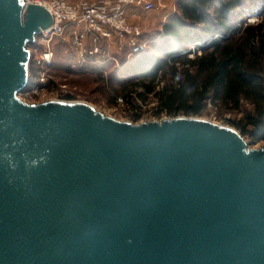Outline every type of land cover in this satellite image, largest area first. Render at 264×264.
Listing matches in <instances>:
<instances>
[{"label": "water", "instance_id": "95a60500", "mask_svg": "<svg viewBox=\"0 0 264 264\" xmlns=\"http://www.w3.org/2000/svg\"><path fill=\"white\" fill-rule=\"evenodd\" d=\"M53 24L0 0V264H264V146L197 116L24 100Z\"/></svg>", "mask_w": 264, "mask_h": 264}, {"label": "trees", "instance_id": "16d2710c", "mask_svg": "<svg viewBox=\"0 0 264 264\" xmlns=\"http://www.w3.org/2000/svg\"><path fill=\"white\" fill-rule=\"evenodd\" d=\"M247 4L249 15L259 14L260 21L252 24L240 16ZM73 63L60 64L57 55L50 74L63 68L98 78L115 102L146 100L160 87L158 115L202 116L209 106L243 112L228 121L244 136L264 139V0L257 5L256 0H179L178 12L146 50L121 64L74 68ZM140 116L136 112L134 119Z\"/></svg>", "mask_w": 264, "mask_h": 264}, {"label": "built area", "instance_id": "2783aa9c", "mask_svg": "<svg viewBox=\"0 0 264 264\" xmlns=\"http://www.w3.org/2000/svg\"><path fill=\"white\" fill-rule=\"evenodd\" d=\"M164 1L26 0L28 4L48 6L54 15V24L50 29L43 30L36 42L30 46L31 75L25 92L39 96L49 90L52 82L50 70L57 58L54 48L56 40L72 48L75 57L72 65L74 68L108 61L117 62V56L111 54L113 49L119 54L127 51L130 56L146 50L149 38L141 26L133 24L130 20L136 17L138 11L158 10ZM191 50L195 51V48ZM30 86L32 88H29ZM66 87L57 91L54 99L70 100Z\"/></svg>", "mask_w": 264, "mask_h": 264}, {"label": "rangeland", "instance_id": "374dc122", "mask_svg": "<svg viewBox=\"0 0 264 264\" xmlns=\"http://www.w3.org/2000/svg\"><path fill=\"white\" fill-rule=\"evenodd\" d=\"M69 2H75L77 0H67ZM261 0H256V5L260 3ZM178 2L179 0H165L164 4L160 6L158 10L152 12H136V17L131 18V22L135 25L142 27L145 35L150 39L156 38L160 32L163 30V24L168 20V18L178 12ZM245 12L240 16H247V22L255 23L261 20L259 14L249 15L250 5L247 4ZM149 44V43H148ZM148 46V45H147ZM58 55V61L62 64L65 60H74V53L72 48L65 43H62L60 40H56L54 44ZM195 48V45L191 47ZM129 51V50H128ZM189 51V50H186ZM183 51V52H186ZM111 54L117 56V64H121L124 59L131 58L129 52L117 53L115 49L111 50ZM190 57L195 56V51L189 54ZM51 84L49 90L40 94L39 96H34L29 93H23L21 97L28 102H42L50 99H54L57 96V91L61 90L64 86H67L65 89L70 100H80L86 101L104 113L118 118L120 120H128L134 122H141L146 120H161L169 116L166 113L160 115L158 112V95L156 94L160 87L152 94H149L146 100L142 98H137L134 100V103H130L127 100H124L123 97H118L116 102L113 101L112 96L113 92L109 89L103 87V83L98 78L93 76H81L74 73L66 72L63 68H57L55 73L51 74ZM122 98V100H120ZM136 105V106H135ZM138 112L141 116L139 119H134V114ZM243 115V112H235L231 110H221L220 107L209 106L202 117L212 121H216L221 124L233 126L228 119L240 118ZM180 116V115H179ZM236 128V127H235ZM237 129V128H236ZM240 131V130H239ZM245 138L250 141L253 147L264 146V139L255 140L251 136H245Z\"/></svg>", "mask_w": 264, "mask_h": 264}, {"label": "bare ground", "instance_id": "6f19581e", "mask_svg": "<svg viewBox=\"0 0 264 264\" xmlns=\"http://www.w3.org/2000/svg\"><path fill=\"white\" fill-rule=\"evenodd\" d=\"M29 88H32L31 86Z\"/></svg>", "mask_w": 264, "mask_h": 264}]
</instances>
